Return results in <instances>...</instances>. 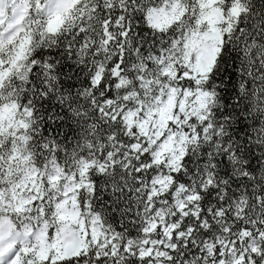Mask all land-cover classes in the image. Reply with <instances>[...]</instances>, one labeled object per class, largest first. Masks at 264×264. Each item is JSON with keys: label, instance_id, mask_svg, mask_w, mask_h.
<instances>
[{"label": "snow or ice", "instance_id": "6c2138e0", "mask_svg": "<svg viewBox=\"0 0 264 264\" xmlns=\"http://www.w3.org/2000/svg\"><path fill=\"white\" fill-rule=\"evenodd\" d=\"M0 264H264V0H0Z\"/></svg>", "mask_w": 264, "mask_h": 264}]
</instances>
